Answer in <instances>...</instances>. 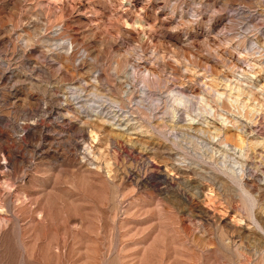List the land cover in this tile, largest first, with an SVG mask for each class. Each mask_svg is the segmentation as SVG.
<instances>
[{
	"label": "rangeland",
	"instance_id": "1",
	"mask_svg": "<svg viewBox=\"0 0 264 264\" xmlns=\"http://www.w3.org/2000/svg\"><path fill=\"white\" fill-rule=\"evenodd\" d=\"M0 264H264V0H0Z\"/></svg>",
	"mask_w": 264,
	"mask_h": 264
},
{
	"label": "bare ground",
	"instance_id": "2",
	"mask_svg": "<svg viewBox=\"0 0 264 264\" xmlns=\"http://www.w3.org/2000/svg\"><path fill=\"white\" fill-rule=\"evenodd\" d=\"M179 95L181 96V97H180V100H182V101H184V100H187V101H188V100H189V97L186 96L184 93H180V92H179ZM116 123H117V122H116ZM117 124H118V123H117ZM118 125H119V124H118Z\"/></svg>",
	"mask_w": 264,
	"mask_h": 264
}]
</instances>
